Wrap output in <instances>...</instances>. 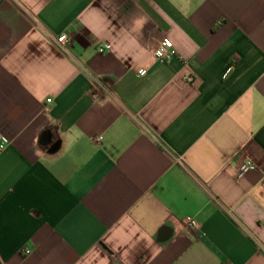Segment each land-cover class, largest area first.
<instances>
[{
    "label": "crops",
    "instance_id": "obj_1",
    "mask_svg": "<svg viewBox=\"0 0 264 264\" xmlns=\"http://www.w3.org/2000/svg\"><path fill=\"white\" fill-rule=\"evenodd\" d=\"M2 137L0 264H264V0H1Z\"/></svg>",
    "mask_w": 264,
    "mask_h": 264
},
{
    "label": "built area",
    "instance_id": "obj_2",
    "mask_svg": "<svg viewBox=\"0 0 264 264\" xmlns=\"http://www.w3.org/2000/svg\"><path fill=\"white\" fill-rule=\"evenodd\" d=\"M0 2H1V0H0ZM57 41H58L59 45L61 46V48L64 50L69 49L73 44V40L70 37V35H68V34L60 35L57 38ZM111 50H112V47H111V45H108V44L100 46V48H99V52L101 54L106 53V52H110ZM176 56H179V54L175 50L173 42L167 38L164 39L156 49V57L160 61H170ZM48 102L51 103L52 100H48ZM102 139H103L102 137H99L98 141H102ZM9 143H10V140L8 138L2 137L0 140V149L6 148L9 145ZM258 169H259V166L254 160H252L251 158H245L239 164L238 177L243 178L249 172L256 171ZM191 225L196 230L200 229L199 224L195 220L191 221ZM22 253L24 256H29L32 253V250L29 248H26L23 250Z\"/></svg>",
    "mask_w": 264,
    "mask_h": 264
}]
</instances>
